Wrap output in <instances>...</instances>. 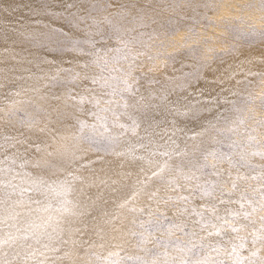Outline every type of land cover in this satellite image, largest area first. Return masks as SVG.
<instances>
[{"label":"snow or ice","instance_id":"1","mask_svg":"<svg viewBox=\"0 0 264 264\" xmlns=\"http://www.w3.org/2000/svg\"><path fill=\"white\" fill-rule=\"evenodd\" d=\"M112 7H115L112 3L92 4L86 14H82L80 5L75 2L64 3L59 12L46 7L42 14L62 21L68 31L35 20L33 23L37 29L44 28L47 31H37L28 38L37 47H48L51 43L60 51L89 56L91 59L81 66L84 69L94 66L100 70L98 75L89 76L74 69L57 68L56 74L50 77L52 89L88 80L102 90L97 94L94 89L85 88L83 93L74 94L73 89L68 88L67 98L80 105L78 111H84L85 103L91 104L94 110L88 113L93 118L91 123L73 117L76 121V131L72 133L74 148L60 153L64 161L73 165L78 160H83L90 151L112 153L127 162L137 164L140 175L131 183H128L133 175L131 172L117 174L119 179H101L100 184L106 189L123 194L115 202V210H102L99 215L93 216L96 201L89 197V203L86 204L79 198L83 194V188H78L77 184L83 185L86 178L78 175L74 169L58 167L40 159H25L19 153L3 155L0 158V264H73L74 252L83 253L86 258L84 264H264V135L258 137L255 134L264 129V116H258L256 111L258 108L264 109V96L258 97L252 92L255 81L248 79L254 77L264 81V71L245 70L242 67L244 62L237 65L239 71H231L227 79L235 80L237 85L244 84L245 88L239 90L221 87V93L226 91L229 96L217 94L211 102L219 106L222 101L226 106L223 112H218L213 120L208 121L201 132L191 136L185 133L187 140H195L197 136L215 131L224 139L214 142L223 144L226 140L231 151L223 152L216 148L202 152L195 146V150L189 152L187 145L181 148L178 134L183 133L184 129L178 128L175 120L171 121V130L163 128L157 131L165 121H157L152 117L151 124L144 127L143 135H140L142 122L139 117L128 112L129 100L136 98L131 107L143 111L145 115L149 108L159 106L145 103L143 95L137 98L139 82L147 73L137 76L136 70L142 66L140 56H146L152 61L150 71L156 70L158 66L155 62L161 56L134 51L136 45L146 49H150L152 45L141 38L144 33L139 37L124 38L121 35L123 29L115 25L111 17H104V22L112 26L114 38L120 46L105 50L102 56L101 50L96 49L97 41L94 39L99 34L101 21L93 13L104 12ZM181 7L182 4H175L176 9ZM198 7L210 9L213 5L204 3ZM247 7L256 8V5ZM124 8V5H120L121 10L115 15L124 17ZM259 11L264 12V0L259 2ZM139 13L134 20L139 19L140 26L144 27V9H140ZM33 14L41 15V12L34 10ZM197 15L199 13L190 17L192 23L187 26L188 35L184 37L181 47L186 49L189 57L198 61L197 72L186 76L194 75L199 80L202 78L200 70L210 67L212 61H205L197 55L200 51L198 46L188 47L199 36L196 26L200 21L196 19ZM186 19L189 17L181 13L170 16L166 21L168 31L164 35L175 36L182 30L181 23ZM237 23L242 24L244 20ZM228 30L236 41L264 43V30L254 26L241 28L229 25ZM76 31L85 32V37H76ZM158 38L155 33L149 35V41ZM196 43L198 45L199 41ZM204 43L207 44L208 41ZM240 46L235 43L225 52H217L212 47H207L205 51L215 53L216 58L223 63V57L238 52ZM158 47L166 46L161 44ZM107 51H113L115 55L109 59ZM167 59L174 61L176 54H168ZM122 63L127 65L126 69L118 67ZM163 66L167 67L168 64L164 63ZM61 73L65 74L66 79H61ZM241 73L244 74V79H236ZM158 82L154 78L149 80V83ZM217 83L223 85L224 80L217 78ZM187 86L181 83L179 88L183 91ZM11 94L20 95L19 92ZM156 98L155 93H150V99ZM51 99L60 100L61 96L53 91ZM159 99L168 106V111L177 115L188 116L191 112L192 118L198 119L202 111L198 106L201 103L199 99H196L188 111L180 110L179 100L169 101L166 91ZM35 112L48 117L51 122L47 109L37 106ZM0 113V119L15 120L16 124L29 131L38 129L40 132H55L56 136H60L61 130L48 129L47 125L41 127L42 121L38 115L16 108L14 102H10L8 111L0 108ZM123 116L127 117V122L121 121ZM249 121L252 122L251 127L248 126ZM114 128L120 131L114 133ZM149 128L152 130L149 131ZM129 134L137 138L135 142L127 139ZM237 134L242 139H234ZM56 136H53L54 140ZM17 143L21 141L15 136L5 134L0 137V149L15 148ZM121 144H125L126 148L117 151ZM35 150L40 153L45 149L37 143ZM197 152H200L199 157ZM48 155L53 153L49 152ZM157 157L166 159L161 162ZM209 157L215 163L210 164ZM173 159L178 162L170 163ZM257 159L259 162H255ZM225 163L227 168L222 167ZM123 166L120 165L121 168ZM29 167L61 171L66 175L55 179L34 175L26 170ZM81 167L86 165L82 164ZM89 183L91 186L95 185L94 180ZM34 194L42 198H35ZM140 197H146L149 201L146 207L135 206V201ZM96 199L102 200V193ZM197 199L202 203L197 205ZM161 205H171L173 215L170 217L167 211H160ZM126 207L129 213L138 214L130 221L129 226L124 225V217L120 212ZM89 216L92 233L97 237L95 240H84L80 236L84 226H88L85 218ZM145 216L148 217L147 220L144 219ZM128 237L132 238L142 255L127 254L126 246L130 244ZM149 244L152 246L149 247ZM106 247L113 249L107 255L95 251Z\"/></svg>","mask_w":264,"mask_h":264},{"label":"bare ground","instance_id":"2","mask_svg":"<svg viewBox=\"0 0 264 264\" xmlns=\"http://www.w3.org/2000/svg\"><path fill=\"white\" fill-rule=\"evenodd\" d=\"M136 1V2H134ZM0 0V108H4L5 111L9 110L10 102H14L16 108H22L38 115L42 121L41 127L45 125L48 129L61 130L60 136H56L55 132H40L38 129L29 131L27 128L21 127L16 124L15 120L6 121L0 119V137L3 135H12L21 141L17 143L15 148L7 147L0 149V158L3 155H12L19 153L23 158L29 160L40 159L42 162L46 161L48 164L62 166L65 168L71 167L76 171L78 175L86 178L83 185L77 184L78 188H83V194L79 198L84 203H89V197L96 201V209L92 215H99L102 210L113 211L115 210V202L119 200L123 193H113L100 184L101 179H119L117 174L123 172H131L133 175L128 183L134 181L139 173V167L137 164L127 162L122 157H117L112 153H96L88 152L83 160H78L73 165H68L61 157L60 153L65 151H72L74 148V141L72 140V133L76 131L75 119L87 120L89 123L93 122V118L88 115L89 111L94 110L92 105L85 103L83 105L84 111L80 112L77 109L80 105L75 101L67 98L68 88L73 89L74 94L83 93L85 88H92L99 94L102 92L97 86L91 84L88 80H81L76 85H68V87L51 88L50 77L56 74L57 68L74 69L76 72L83 74L98 75L100 70L94 66L84 69L81 65L83 62L88 61L91 57L86 55H79L74 52H64L57 49L55 44H49L48 47H37L35 42L28 37L33 33L46 32L47 29L39 28L34 25L33 21L41 20L44 23H50L54 27L64 28L68 31L67 26L59 20H54L50 16L43 15V11L46 7H49L52 11L59 12L62 10L63 4L66 2H75L80 5L82 14H86L87 10L91 8L92 4L107 5L112 3L115 7L109 8L107 11L93 13L98 20L101 21L99 34L94 36L97 41L96 49L101 50V55L105 54V50L115 49L119 47L117 40L114 38L115 33L112 31V26L107 22H104V17H111L113 23L123 29L121 35L124 38L131 39L132 37H139L141 33L145 35L141 37L143 40L148 41L152 47L150 49L142 48L139 45L134 47V51L148 52L149 55L161 56L160 60L155 63L158 66L155 71H150L152 68V61H149L146 56H140L142 66L136 70V75L141 76L142 73H147V76L141 78L139 82V93L145 97V103L158 105L157 108H149L145 115L143 111H137L132 104L136 102V98L130 99V107L128 112L134 116H137L141 120L140 135H143L144 127H148L152 122V117L155 120H164L165 123L160 124L157 131L167 128L172 129L171 121H176L178 128H183L184 132L178 134V143L181 148L187 145L189 152L195 150V146H198L202 152L211 151L218 148L220 145H228L225 140L223 144H217L214 140H222L223 136H218L215 131H210L203 136H197L195 140H187L185 133L191 136L195 133L201 132L204 127L207 126V122L213 120L218 112H223L225 105H214L211 101L217 94L221 96H229L228 92L221 93V87L224 88H237L243 90L244 84H236L235 80H228L227 77L231 71H239L237 65L244 62L242 67L252 71H264V43L252 42V41H236L233 39V34L228 30L229 25L246 28L254 26L258 29L264 30V14L259 11L260 0H147L151 4L143 3V0ZM123 2V4H121ZM180 3L182 7L180 9L175 8V4ZM204 3H211L213 5L210 9L198 7ZM256 5V8H249L248 5ZM120 5H125L123 9L125 11L124 17H118L115 13L120 9ZM133 5L135 7H133ZM151 6V7H149ZM144 9V27L140 26L141 21L139 19L134 20V17H138L139 10ZM34 10H39L41 15H34ZM75 11V9H73ZM176 13H181L185 17H189L182 21L185 24L182 30L175 36H165L168 31V25L166 21L170 16ZM194 13H199L196 19L200 23L196 26L199 36L194 38L193 42L188 44V47L198 46L200 51L198 56L204 58L205 61L211 60L210 67L201 69L202 78L197 80L195 76H186L188 73L195 74V68H197L198 61L193 57L187 55V51L181 45L184 43V37L188 35L187 26L191 25V19ZM263 13V12H262ZM243 19L244 23L238 24L237 21ZM155 21V22H153ZM163 25V27H162ZM132 29V31H129ZM155 33L158 39L149 41V35ZM183 34V39H177ZM76 37L84 38L86 33L83 31H76L74 33ZM111 37V38H110ZM196 41H199L198 45ZM208 41V43H204ZM158 42L164 44L166 47H158ZM235 43H239L241 46L238 52L233 55L223 57V63L216 59L213 53L205 51L207 47L215 48L217 52H225L231 48ZM96 49H88L89 51H95ZM176 54V59H167L168 54ZM115 55L113 51H107V57L111 59ZM54 61L55 63H49ZM247 61H251L248 63ZM164 63L168 66L164 67ZM231 66V67H230ZM118 67L127 68L126 64H120ZM107 75V73H104ZM61 79H66L64 73L60 74ZM42 77V78H41ZM166 77L172 78L171 80ZM154 78L158 83H149V80ZM217 78L223 79L224 84L217 83ZM236 79H244V74L237 75ZM255 81L252 92L256 96H264V81H259L254 77H248ZM185 83L188 86L181 91L179 85ZM47 85V86H46ZM39 89V91H36ZM53 91L61 96L60 100L51 99ZM168 93L169 101H180L179 108L181 111H188L191 105L195 103L196 99L201 101L198 105L202 111L198 119H193L191 112L188 116L177 115L174 112L168 111V106L162 104L159 97L164 93ZM19 92L20 95H13L11 93ZM201 92L203 93L201 95ZM150 93L156 94V99H150ZM41 97H44L43 99ZM187 99H184V98ZM234 99L235 97H230ZM191 102V103H189ZM75 105V106H73ZM39 106L45 108L50 113L49 118L43 114H37L35 108ZM258 116H264V111L259 108L256 110ZM260 113V114H259ZM2 116V113H0ZM122 122H127V117H121ZM249 127L252 126V122L249 121ZM217 127H223V125H217ZM152 129L149 128V131ZM242 130V129H241ZM120 130L114 128L113 132L118 133ZM258 135H264V129L260 130ZM56 136V139H53ZM64 137L63 139L61 138ZM240 137L239 135H237ZM236 136V138H237ZM127 139L135 142L137 139L129 134ZM159 139V137H157ZM235 139V138H234ZM238 139V138H237ZM45 149L44 151L37 153L35 150V144ZM126 148L125 144H121L117 151H122ZM231 151V149H230ZM51 152L53 155H48ZM139 154V153H138ZM197 157L200 156V152L196 153ZM161 162L164 159L157 157ZM177 159H173L170 163H177ZM210 162V161H209ZM213 162V161H212ZM255 162H259L257 159ZM86 167H81V165ZM123 164V168L120 165ZM31 171L34 175L40 174L50 176L53 179L59 177L63 178L66 173L55 170L37 169L29 167L26 169ZM150 175V172H149ZM141 178H143L141 176ZM95 181V185L91 186L89 182ZM103 195L102 200H97L98 194ZM35 195V198H42L39 195ZM149 203L146 197H140L135 201L137 208L146 207ZM196 203V201H195ZM197 204V203H196ZM155 208V204H153ZM168 209L170 213L174 212V209L168 208L164 205L160 206V211ZM124 217V225L129 226L130 221L135 215L128 211V208L120 210ZM86 225L80 236L84 240L97 239L92 233L90 226L91 216L86 217ZM148 219V218H147ZM145 219V220H147ZM130 244L126 246L128 255H142L135 247V242L131 237H128ZM149 247L152 245L149 244ZM111 248L100 249L95 251L100 252L103 255H107ZM86 258L81 252H74L72 255L73 264H84Z\"/></svg>","mask_w":264,"mask_h":264},{"label":"rangeland","instance_id":"3","mask_svg":"<svg viewBox=\"0 0 264 264\" xmlns=\"http://www.w3.org/2000/svg\"><path fill=\"white\" fill-rule=\"evenodd\" d=\"M134 1V0H133ZM137 1H141V0H137ZM182 1V0H181ZM134 2H136V1H134ZM143 3H145V4H151V2L150 1H147V0H143ZM121 4H123V2H121ZM125 6V5H124ZM261 14H264V12L262 13L261 12ZM185 24H183V23H181V26H184ZM160 43H162V42H158V44H160ZM161 45V44H160ZM160 48V47H159ZM198 55V54H197ZM211 55H215V53H213V54H211ZM217 59V58H216ZM195 72H197V68H195V70H194ZM201 71V70H200ZM260 110H263L264 111V109H260ZM260 114V113H259ZM21 115H23V113H21ZM250 124H248V126H249ZM242 131V130H241ZM237 135H239V134H237ZM240 136V135H239ZM235 139H242V136H240V137H238L237 136V138L236 137H234ZM221 151H223V152H229L230 151V148L228 147V145H220L219 147H218ZM209 163L211 164V163H215V161H213L212 160V158L211 157H209ZM213 161V162H212ZM222 167L223 168H227L228 167V165L225 163V164H223L222 165ZM196 203H197V205H199L200 203H202V201H200L199 199H197L196 200ZM168 208H172L171 207V205H169V206H167ZM224 206H221V208H223ZM235 207V206H234ZM164 211H167V214L171 217L172 215H173V212L172 213H170V211H168V209H165ZM148 217L147 216H145L144 217V219H147ZM157 235H160V233H157ZM180 238H183V237H180Z\"/></svg>","mask_w":264,"mask_h":264},{"label":"clouds","instance_id":"4","mask_svg":"<svg viewBox=\"0 0 264 264\" xmlns=\"http://www.w3.org/2000/svg\"><path fill=\"white\" fill-rule=\"evenodd\" d=\"M177 39H183V34L181 36H179Z\"/></svg>","mask_w":264,"mask_h":264}]
</instances>
